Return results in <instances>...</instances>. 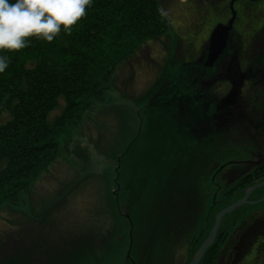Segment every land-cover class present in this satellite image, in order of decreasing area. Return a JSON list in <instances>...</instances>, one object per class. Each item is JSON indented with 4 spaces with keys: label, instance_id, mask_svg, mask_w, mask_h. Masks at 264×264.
Segmentation results:
<instances>
[{
    "label": "rangeland",
    "instance_id": "1",
    "mask_svg": "<svg viewBox=\"0 0 264 264\" xmlns=\"http://www.w3.org/2000/svg\"><path fill=\"white\" fill-rule=\"evenodd\" d=\"M157 1L170 27L115 65L77 122L60 134L53 159L14 200L0 204V264H122L127 245V264L188 263L217 183L209 181L213 161L204 174L202 160L195 162L187 194L183 160L171 164L167 157L174 139L167 137L173 123L165 109L179 106L175 70L184 77L185 58L174 48L187 41V0ZM240 207L220 221L221 258L214 264H264V223L242 230L264 214V199Z\"/></svg>",
    "mask_w": 264,
    "mask_h": 264
},
{
    "label": "trees",
    "instance_id": "2",
    "mask_svg": "<svg viewBox=\"0 0 264 264\" xmlns=\"http://www.w3.org/2000/svg\"><path fill=\"white\" fill-rule=\"evenodd\" d=\"M169 27V19L157 0H92L86 16L73 26L70 35L61 31L52 42L33 38L23 50H0V55H6L10 60L7 70L0 73V121L4 115L10 116L0 122V204L14 200L39 169L53 159L60 134H66L77 122L81 111L115 65L144 41L160 36ZM59 107L60 112L51 116ZM176 134L178 137L174 139V145L168 146L167 157H172L169 160L171 164L183 160V171L189 175L184 177L187 194L191 192L195 162L202 160L201 171L204 174L210 160L213 165L216 164L215 170L221 162L224 165L232 163L228 159L241 152H236L234 147L224 148L221 157L216 158L218 162H214L215 158L207 161L209 148L191 142L180 133ZM162 137L167 141L165 136ZM167 137H173V132H167ZM192 151L200 158L192 156ZM213 165L207 168L211 175L210 183H217L213 185L210 214L204 219V227L191 248L190 258L212 227V214L241 198L247 187L264 179V162L234 178L229 177L232 173L226 174L223 179L212 177ZM173 183L177 182L173 179ZM206 190L208 192L209 188ZM262 195L264 185L255 189L249 197L256 199ZM244 221L236 228L244 226ZM263 223L264 214L255 217L245 226L247 229L242 230L244 234L248 230L256 231ZM131 233H134L133 227ZM259 236L263 237L264 231ZM160 237L161 234H158ZM220 237L222 230H218L214 242L205 250L198 264H214L216 255L220 254L219 262ZM128 247L129 253L132 250ZM238 251L236 247L232 258H238ZM128 262L123 261L122 264ZM136 264L143 263L138 261Z\"/></svg>",
    "mask_w": 264,
    "mask_h": 264
},
{
    "label": "flooded vegetation",
    "instance_id": "3",
    "mask_svg": "<svg viewBox=\"0 0 264 264\" xmlns=\"http://www.w3.org/2000/svg\"><path fill=\"white\" fill-rule=\"evenodd\" d=\"M183 10L187 41L177 40L174 48L185 58L184 77L175 70L182 95L178 108L165 109L173 139L180 133L209 148L214 162L224 148L241 151L228 159L232 163L211 168L215 179L234 178L264 162V0H187ZM216 26L224 37L217 49L210 40Z\"/></svg>",
    "mask_w": 264,
    "mask_h": 264
},
{
    "label": "clouds",
    "instance_id": "4",
    "mask_svg": "<svg viewBox=\"0 0 264 264\" xmlns=\"http://www.w3.org/2000/svg\"><path fill=\"white\" fill-rule=\"evenodd\" d=\"M91 4L92 0H0V50H23L33 38L52 42L61 31L70 35ZM9 63L0 55V73Z\"/></svg>",
    "mask_w": 264,
    "mask_h": 264
},
{
    "label": "water",
    "instance_id": "5",
    "mask_svg": "<svg viewBox=\"0 0 264 264\" xmlns=\"http://www.w3.org/2000/svg\"><path fill=\"white\" fill-rule=\"evenodd\" d=\"M222 33H223L222 26H216L213 29L211 37H210V40H212V42H211L212 47H216V49H217V46L222 44V42L224 40ZM216 49L214 50V52H212V50L210 49L209 55L215 53ZM263 185H264V180H261L255 184L247 187L244 190V194L241 198H239L238 200L230 203L229 205H227V206L223 207L222 209H220L219 211H217V213L214 216V222H213L211 229L209 230L205 239L201 242V244L195 250V252L193 253L192 257L190 258V260L188 261L187 264H198L199 260L201 259L202 255L204 254L205 250L214 242L216 235H217V232H218L220 221L225 214L236 210L238 207H240L243 204H253V203H256L257 201H261L264 199V197H262L261 199H258V200H254V201L248 199L249 195L255 189H257ZM127 257L130 258L128 252H127Z\"/></svg>",
    "mask_w": 264,
    "mask_h": 264
}]
</instances>
